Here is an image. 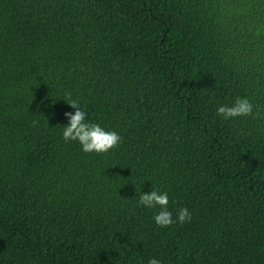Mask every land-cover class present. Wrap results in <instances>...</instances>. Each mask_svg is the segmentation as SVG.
Listing matches in <instances>:
<instances>
[{
    "label": "trees",
    "instance_id": "obj_1",
    "mask_svg": "<svg viewBox=\"0 0 264 264\" xmlns=\"http://www.w3.org/2000/svg\"><path fill=\"white\" fill-rule=\"evenodd\" d=\"M69 93L118 147L62 138ZM150 258L264 264V0H0V264Z\"/></svg>",
    "mask_w": 264,
    "mask_h": 264
},
{
    "label": "clouds",
    "instance_id": "obj_2",
    "mask_svg": "<svg viewBox=\"0 0 264 264\" xmlns=\"http://www.w3.org/2000/svg\"><path fill=\"white\" fill-rule=\"evenodd\" d=\"M65 100V99H64ZM67 104L74 109L72 112H65L68 120L65 126H62V138L67 141L78 142L85 153H107L116 148L122 141L121 136L115 131L105 130L97 123L86 122V113L79 105V102L71 99L69 93L65 100ZM253 114V104L248 98L237 97L231 106H219L217 115L227 119L236 117H246ZM36 123L35 121L33 122ZM138 202L140 205L152 209L159 208L154 215L155 223L160 227H169L174 223L183 224L191 221V213L187 208H179L176 211V218L173 219V212L168 209V194L154 187L148 193L139 194ZM148 264H161L160 260L150 258Z\"/></svg>",
    "mask_w": 264,
    "mask_h": 264
}]
</instances>
